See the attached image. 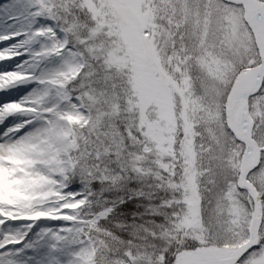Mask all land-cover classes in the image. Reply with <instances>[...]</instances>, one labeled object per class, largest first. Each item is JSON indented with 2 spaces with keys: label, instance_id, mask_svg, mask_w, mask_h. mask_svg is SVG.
Returning a JSON list of instances; mask_svg holds the SVG:
<instances>
[{
  "label": "rangeland",
  "instance_id": "obj_1",
  "mask_svg": "<svg viewBox=\"0 0 264 264\" xmlns=\"http://www.w3.org/2000/svg\"><path fill=\"white\" fill-rule=\"evenodd\" d=\"M34 1L59 19L64 44L79 55L81 70L72 78L79 108L70 111L73 121L64 133L48 138L40 158L29 152L28 143L34 142L28 139L0 142L7 146L0 158V182L20 180L10 186L11 204L0 206V212L19 215L21 205L38 207L65 199V181L77 177L79 165L82 172L97 168L101 179L116 181L117 174L102 168L116 146L122 176L153 174L164 186L180 190L181 202H186L177 223L185 234L183 244H244L255 204L238 188L244 145L226 127L225 104L237 76L261 58L242 7L223 0ZM188 34L195 38L187 40ZM189 41L196 46L195 55L187 48ZM194 69L200 74H193ZM253 98L251 116L254 122L255 116L262 118L253 138L264 147V83ZM179 99L185 139L177 146ZM100 130L105 139L94 144V132ZM33 169L38 175L23 180L20 173ZM257 177L264 182V167H257ZM205 189L212 192L207 209L201 197ZM88 240L83 264H107L97 261L98 248L89 234ZM250 264H264V254H256Z\"/></svg>",
  "mask_w": 264,
  "mask_h": 264
},
{
  "label": "snow or ice",
  "instance_id": "obj_2",
  "mask_svg": "<svg viewBox=\"0 0 264 264\" xmlns=\"http://www.w3.org/2000/svg\"><path fill=\"white\" fill-rule=\"evenodd\" d=\"M0 17L13 21L0 32V91L7 95L15 88L17 93H25L21 99L27 101L40 90L45 97L41 108L55 106L57 110L32 111L25 103L6 100L0 105V141L26 137L34 142L40 141L41 136L51 139L62 123L57 112L74 111L78 103V89L70 79L71 73L53 70L45 63L53 56H72L68 46L61 44L60 21L43 3L33 0H0ZM66 80L69 86L61 88ZM20 84H34L37 88L29 90ZM259 167H264V161ZM65 190L68 195L61 201L38 207L21 205L19 215L5 217L0 212V264H83L81 256L89 242V222L107 224L120 214L126 217L138 198L131 187L105 191L100 182L86 186L84 181L77 182L75 176L65 181ZM109 196L113 198L108 199ZM94 200L95 213L83 214L82 209ZM78 201L84 203H74ZM179 250L170 246L162 255V264H176ZM258 253L264 254V236L255 245L250 244L235 264H250Z\"/></svg>",
  "mask_w": 264,
  "mask_h": 264
},
{
  "label": "trees",
  "instance_id": "obj_3",
  "mask_svg": "<svg viewBox=\"0 0 264 264\" xmlns=\"http://www.w3.org/2000/svg\"><path fill=\"white\" fill-rule=\"evenodd\" d=\"M76 16L80 18L81 14L78 12ZM183 28L187 29L188 32L190 30L187 23H184ZM194 38V34H188L187 40ZM187 48L191 54L195 55L197 53L195 50L196 46L190 41ZM193 74L198 75L200 73L194 69ZM197 87L200 89V92H204L199 84ZM196 91L197 95L202 96L198 90ZM202 98L205 99L203 96ZM251 109L255 111L254 98H251ZM178 114L179 119L175 134L178 142L177 146H180L182 140L185 139V124L180 99L178 101ZM261 121L262 118L260 116H255V129L258 128ZM106 127L105 123L100 125L102 129ZM122 127L123 124L121 123ZM100 131L94 132V144H98L105 139V132L103 133V130ZM111 147L113 150L108 154L110 159L106 161L102 168L106 167L111 170V174H117L116 181L101 179L97 168L89 172H85L86 168H83L82 172V167L79 165L76 177L77 182H79V178L84 179L87 185L93 181H98L100 182V188L105 191L113 188L131 187L135 189L133 194L138 198L133 201L132 211L127 213L126 217L120 214V216L107 224L103 222L99 225L89 223L88 234L98 248L97 261L107 264L112 260L119 261L121 264H162V255L170 246L178 247L180 250L191 247L192 245L183 244L185 234L177 227L179 215L184 209V205H186V202H181L182 196H180V190L175 187L164 186L161 184L160 179L156 178L153 174L147 175L145 173L137 174L130 172L122 176L119 172L120 166L118 165L121 159L114 157V155L121 153V151L116 146ZM99 151L103 152V148ZM75 157L80 160L79 154L75 155ZM262 158L264 161V152ZM79 162L82 165V160ZM159 174L161 173L159 172ZM249 179L259 189L264 201V182L257 177V169L250 174ZM211 193L208 189L203 190V193L201 191L202 204L206 209L205 201L208 199L212 200ZM112 198L113 196L108 197V199ZM100 203H103V201H100ZM96 209L97 203L94 200L85 206L82 211L83 214L88 215L94 214ZM260 232L261 238L264 236V219ZM207 244L219 243L209 242Z\"/></svg>",
  "mask_w": 264,
  "mask_h": 264
},
{
  "label": "bare ground",
  "instance_id": "obj_4",
  "mask_svg": "<svg viewBox=\"0 0 264 264\" xmlns=\"http://www.w3.org/2000/svg\"><path fill=\"white\" fill-rule=\"evenodd\" d=\"M243 2L242 9H243V16L244 21L247 24L248 28L250 29L255 43L258 45L260 50L261 61L264 63V20L260 16V13L257 11L255 7H250L249 2L256 0H240ZM33 3L35 1L33 0ZM44 6V5H43ZM17 23H23L22 21L18 20ZM10 24H13V21L0 17V32H3ZM61 44H64V36L62 32L59 33ZM68 46V45H67ZM69 50V48H68ZM71 51V50H69ZM72 56L67 57L65 56L62 59L60 56H53L48 59L45 63L47 67L56 70V71H63L71 73L70 79L75 78L78 76L81 66L76 64V61L79 57L77 52L71 51ZM7 67V65H5ZM244 74V75H243ZM242 75H239L234 85L230 91V97L228 98V102L225 105V114L226 117L229 118V124H226L227 129L230 133L233 134L234 131L239 132L242 135H246L250 132L251 128V119L249 116V99L248 94L252 91L256 84L255 73L254 70H248ZM67 83V80L64 84ZM19 87L28 88L31 90L32 88H37V85H28V84H20ZM63 84L60 85L63 88ZM55 87V85H52ZM25 96L19 97L18 93L16 92L15 88L11 89L7 95L5 92L0 91V105L6 100H16L25 105H31V107H27L32 111H57L55 106L53 108H48L41 110V104L44 102V94L42 91L38 90L37 92L33 93L32 96L28 98L27 101L22 100L21 98ZM33 106V107H32ZM78 103L74 106V109H77ZM70 111L68 109H62L57 112V118L62 123L59 124L58 127L55 128L54 137L58 135L61 131L64 133L65 126L68 122H72L73 118L70 115ZM48 136H41L40 141H34V143H28V146H32L29 150L30 153H33L34 156L40 158L43 156L46 145L45 143L48 141ZM27 140V138H24ZM6 140V139H4ZM2 140V141H4ZM22 139H20L21 141ZM0 141V142H2ZM7 146L0 144V158L6 154ZM257 156L255 153H247L243 156L242 159V172L247 170L252 164L255 163ZM34 164H40L38 160L34 161ZM35 170L30 171H22L20 173L22 179H26L27 176L30 175H38ZM243 174V173H242ZM20 181L19 179L14 178H7L4 181L0 182V206L3 208H7L11 204V194L10 186L14 183ZM254 200L255 208L252 214L253 223L250 227V235L254 238L257 237V230H258V221L256 220L257 210H258V202L256 199ZM243 245L240 246H203L198 248H188L181 251L176 257V264H233L236 256L242 251Z\"/></svg>",
  "mask_w": 264,
  "mask_h": 264
},
{
  "label": "water",
  "instance_id": "obj_5",
  "mask_svg": "<svg viewBox=\"0 0 264 264\" xmlns=\"http://www.w3.org/2000/svg\"><path fill=\"white\" fill-rule=\"evenodd\" d=\"M225 1H227L229 3L236 4V5H241V6L243 4V2L240 0H225ZM249 5H250V7H255L257 9V11L260 13V16L262 17V19L264 20V3L261 2L260 0H256V2H253V1L249 2ZM254 73H255L256 85H255L254 89L249 92V94L247 96L248 99L255 96L263 86L264 63H261L254 70ZM230 95L231 94H229L228 98L230 97ZM227 102H228V99H227ZM226 123L229 124V118L228 117H226ZM252 127H253V123H252V126L250 128V132L246 135H242L236 131L233 132V135L238 142H240L244 145V148H245L244 155L247 153H255V155L257 156L255 163L252 164L247 170L242 172V169H241L238 187L241 190L246 191L253 199H256L258 202V210H257V216H256V220L258 221V230H257L258 233H257V237L254 238L252 235H250V229H249V239L244 244L242 251L238 254V256H236V258L239 257L240 254L242 252H244V250L246 248H248V246L250 244L251 245L256 244L258 237H259V229H260V225H261V222L263 219V214H264L263 198H262L260 192L257 190V188L249 181V174L259 166V164L261 162V158H262V151L264 150V147H260L255 142V140L253 139ZM252 223H253V219H252L251 225H252ZM251 225H250V227H251ZM249 251H251V249H249ZM235 262H236V259H235L233 264H235Z\"/></svg>",
  "mask_w": 264,
  "mask_h": 264
}]
</instances>
